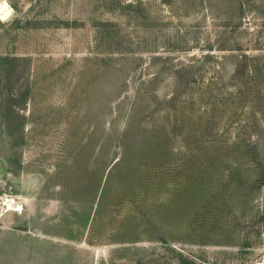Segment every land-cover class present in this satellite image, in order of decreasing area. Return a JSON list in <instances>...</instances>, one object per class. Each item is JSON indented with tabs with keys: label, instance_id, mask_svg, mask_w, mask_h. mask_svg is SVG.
Returning a JSON list of instances; mask_svg holds the SVG:
<instances>
[{
	"label": "rangeland",
	"instance_id": "1",
	"mask_svg": "<svg viewBox=\"0 0 264 264\" xmlns=\"http://www.w3.org/2000/svg\"><path fill=\"white\" fill-rule=\"evenodd\" d=\"M2 2L0 264H259L264 0Z\"/></svg>",
	"mask_w": 264,
	"mask_h": 264
},
{
	"label": "trees",
	"instance_id": "2",
	"mask_svg": "<svg viewBox=\"0 0 264 264\" xmlns=\"http://www.w3.org/2000/svg\"><path fill=\"white\" fill-rule=\"evenodd\" d=\"M255 76H256V74H255ZM256 79V78H255ZM255 89L257 90V94H256V96L254 97V101L258 98V101H259V103H257L256 105H257V107H259L258 108V110L256 111L257 113H261V109L260 108H262V109H264V105H261L260 103L261 102H263V104H264V95L263 94H261L260 92H259V85L257 84L256 85V87H255ZM264 111V110H263Z\"/></svg>",
	"mask_w": 264,
	"mask_h": 264
},
{
	"label": "bare ground",
	"instance_id": "3",
	"mask_svg": "<svg viewBox=\"0 0 264 264\" xmlns=\"http://www.w3.org/2000/svg\"><path fill=\"white\" fill-rule=\"evenodd\" d=\"M7 14H8V6H7L6 2L0 3V17L5 18L7 16ZM259 264H264V257Z\"/></svg>",
	"mask_w": 264,
	"mask_h": 264
}]
</instances>
